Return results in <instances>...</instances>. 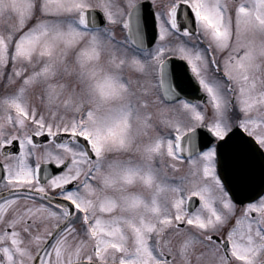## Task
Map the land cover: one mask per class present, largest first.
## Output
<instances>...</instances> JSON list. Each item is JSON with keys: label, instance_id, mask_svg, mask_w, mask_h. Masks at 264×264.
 <instances>
[{"label": "snow or ice", "instance_id": "6c2138e0", "mask_svg": "<svg viewBox=\"0 0 264 264\" xmlns=\"http://www.w3.org/2000/svg\"><path fill=\"white\" fill-rule=\"evenodd\" d=\"M0 264H264V0H0Z\"/></svg>", "mask_w": 264, "mask_h": 264}]
</instances>
